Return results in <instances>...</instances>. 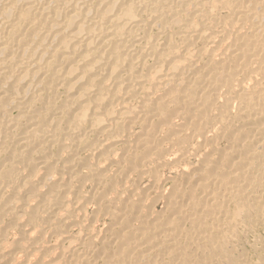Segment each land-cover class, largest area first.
Instances as JSON below:
<instances>
[{"label":"bare ground","instance_id":"obj_1","mask_svg":"<svg viewBox=\"0 0 264 264\" xmlns=\"http://www.w3.org/2000/svg\"><path fill=\"white\" fill-rule=\"evenodd\" d=\"M239 217L264 225V0H0V264H250Z\"/></svg>","mask_w":264,"mask_h":264},{"label":"rangeland","instance_id":"obj_2","mask_svg":"<svg viewBox=\"0 0 264 264\" xmlns=\"http://www.w3.org/2000/svg\"><path fill=\"white\" fill-rule=\"evenodd\" d=\"M208 9V10H207ZM206 9V12L212 16H219L221 13H223L224 16L226 15H230V11L229 9H223V8H220L219 10L216 9L215 7H207ZM215 9V10H214ZM213 10V11H212ZM218 10V11H217ZM221 10V11H220ZM224 10V11H223ZM220 11V12H219ZM214 14V15H213ZM199 48L203 49V54L205 55V53H207L206 55H208V52H205V48L206 47H203L202 45L199 46ZM208 49V48H207ZM207 51V50H206ZM205 55V56H206ZM205 150V149H204ZM194 154H191L190 156H188L186 159L188 161H193L192 164H196L197 162V158L198 157H194L193 156ZM191 157V158H189ZM193 157V158H192ZM193 159V160H192ZM181 167V168H180ZM180 167H177L176 169H170V170H166L164 173H165V176H169L171 178L173 177H176L178 176V174L180 173V169L184 168L183 165L180 166ZM173 170V172H172ZM178 171V172H177ZM176 172V173H175ZM175 179V178H174ZM170 181L166 184L165 188L167 189L168 187H171L170 185ZM233 207V208H232ZM234 210V206H230V210ZM241 220L243 222H241ZM244 218L242 219V217L238 218L237 219V223L236 221L232 222L230 225H229V228L231 229H234V231L236 230V233H237V238H234L232 241H231V244H232V247H234L236 250L237 253H242L245 255V258L246 260L250 263V264H256L258 263V261H260V259H264V225H249V224H246V221L244 222ZM103 223H106L105 225H108L110 224V221L109 220H105L103 222L100 223V226H103L104 224ZM234 223V224H233ZM242 223H245V224H242ZM102 224V225H101ZM235 224L237 226H235ZM242 224V225H241ZM241 225V226H240ZM248 225V226H247ZM232 226V227H231ZM235 226V227H234ZM253 226V227H252ZM234 227V228H233ZM237 239V240H236ZM224 240V239H223ZM225 241H226V238H225ZM218 254V251L217 253L215 254L217 256ZM261 256V257H260ZM218 258V257H217ZM260 258V259H259Z\"/></svg>","mask_w":264,"mask_h":264}]
</instances>
